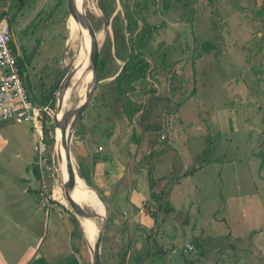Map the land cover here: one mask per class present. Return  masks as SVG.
Returning <instances> with one entry per match:
<instances>
[{
	"label": "rangeland",
	"instance_id": "374dc122",
	"mask_svg": "<svg viewBox=\"0 0 264 264\" xmlns=\"http://www.w3.org/2000/svg\"><path fill=\"white\" fill-rule=\"evenodd\" d=\"M21 3L17 8L18 0H0V8L6 10L8 17L14 15L11 21L12 48L18 51L27 86L40 102L44 88L40 89L36 80L40 78L47 87L49 81L59 75L62 65L65 66L63 61L67 63L68 54L75 49V40L73 43L68 41L69 15L65 0H22ZM100 5L106 8L107 17ZM83 8L100 41L98 58L103 51L106 64L96 75V84L73 129L78 126L75 138L80 140L86 129L95 125L91 128L96 132L95 139L104 144L105 150L110 147L104 131L110 130L113 142L118 141L115 144L123 153L129 146L133 148L130 142L145 136L155 146L163 144V148H168L164 142L167 129L164 130L161 123V110L197 109L201 122L197 126L200 132L204 130L203 138L208 140L210 137L209 140L217 141L216 145L219 143L213 149L217 154L214 157L219 155L220 162L225 156V161L229 162L224 176L232 175L230 162L236 163L240 173L244 168L249 171L248 166L254 165L250 160L256 155L259 156L257 171L261 164L264 173V112L261 110L264 109V0H183L167 13L162 11L159 0H84ZM127 11L135 13V27L131 34L125 30ZM178 15H182V19ZM112 22H116V28L112 27ZM140 26L147 35L136 49H140L150 63L153 59L160 60L161 52L165 50L167 62L161 61L163 68L157 80L147 75L149 83H144L134 92L135 98L142 103L131 121L121 111L124 100L116 92L112 80L122 62L115 54L114 45L124 54V45L134 38ZM205 40L210 42L207 50L203 47ZM201 77L211 80V84L222 78L233 83L242 81L246 93L241 97L237 95V89H232L225 97L223 91L218 90L221 101L211 99V102L201 100L200 103L203 93L189 100ZM85 80L89 86L90 78ZM179 82L183 94L177 106L173 102V92ZM107 117L115 123L110 124ZM203 117L205 120L209 117L211 124L205 126ZM33 127L29 120L0 121V245L8 256H11V247L20 249L19 244L22 246L19 233H14L13 227L4 221L6 214L10 218L8 223L11 219L25 218L17 216L19 204L25 201L37 204L43 196L47 197V202L60 203L64 210H69L59 197L58 189L62 185L53 144L47 153L51 169L39 170L37 179L31 172V163L37 155V136ZM53 132H48L46 137L53 136ZM135 132L140 135L137 139L134 138ZM198 138L193 140L198 141ZM71 146L73 164L77 169V155ZM210 153L208 155L213 157ZM173 160L177 161L178 157L172 158V163ZM253 172L252 168L249 174L255 178L244 183L238 193L233 188L216 199L214 209L207 207L209 201L203 203L204 207L201 203L179 205L178 209L188 213L189 219H178V225L172 219L173 226L168 225L167 228L164 225L163 229L161 224L165 215L159 212L154 216L149 214L152 224L146 230L143 227L133 230L138 238L132 240L131 245L138 247L142 243L143 248V234L155 230L150 245L154 249L148 250V255L138 264H200L188 260L200 254L197 240L202 243V248L209 250V260L214 259L217 264H264V180L258 179ZM159 182L161 185L164 183L163 180ZM161 185L154 186L156 193ZM26 187H32L37 193H31ZM84 208L90 210L88 206ZM182 212L180 215L184 217ZM168 216L174 217L172 214ZM113 233L107 230V238L102 239L100 259L102 252L106 253L115 243ZM8 238H11V243L7 242ZM184 242L193 245L191 252H180ZM160 249L164 251H156ZM85 250L89 256L88 249ZM140 253L139 249L136 255Z\"/></svg>",
	"mask_w": 264,
	"mask_h": 264
},
{
	"label": "crops",
	"instance_id": "0c3cea01",
	"mask_svg": "<svg viewBox=\"0 0 264 264\" xmlns=\"http://www.w3.org/2000/svg\"><path fill=\"white\" fill-rule=\"evenodd\" d=\"M238 76L240 78V73ZM210 82L212 81L208 80V78L204 79L201 77L199 86L188 99L193 100L195 95L203 93L204 95H201L202 98L199 99V102L201 103V100H203L204 103H208V101L211 102V99L221 101L222 97L217 94L218 90H222L225 97L232 89H237V95L241 97H244V93H246V87L242 81L233 83L228 82L226 78H222L221 80H216V83L213 82L211 84ZM177 85L173 92V102L178 106L182 101L183 93L180 82ZM197 90H201V92L197 93ZM203 96L205 99H203ZM261 110L264 112V109ZM160 114H162L161 123L164 126L163 129H167V132H164L166 135L164 142L168 148L164 147L158 152H152L151 157L146 156V158H143V155L148 150H156L158 147L147 136H145L147 139L141 137L136 142H130L133 143V148L129 146L125 153L120 152V148L115 144L118 141L113 142L111 130L110 132L104 131L109 139L110 147V149L105 150L104 144L95 139L97 138L96 132L91 129L95 125L87 128L80 140L77 137L75 138L76 132L74 133V131L71 138V147L75 155H77L76 161L81 162L83 167L88 170L91 186L101 196L107 215L113 216L111 224H120L124 220L128 224L130 236L129 254L132 261L139 258L142 253L144 254L148 250L154 249L150 245L146 246V242H143V248H141L142 243L138 247L132 246L131 241L138 238L133 233V230H137L139 227H143L145 230L149 229L153 222L149 214L155 204L151 192H155L154 186L161 185V182L158 183V181L163 180L165 183L172 166L180 174L194 160L202 158L204 161V164L196 170L179 175L170 184L168 198L174 209V212L170 213V215L172 214L174 217L168 216L169 214L164 216V223L162 222L161 224L163 229H165V226L168 228V225L173 226L172 219L176 220L177 225L179 224L178 219H189L188 213L178 209L181 204L192 205L201 203L203 205L204 202L207 203L209 201L207 207L214 209L216 207L214 205L216 199L219 200L222 194H226L225 192H229L233 188L235 193H238L244 183L249 179L255 178V176L249 174V172H252V168L254 170L253 173L256 172L258 179L264 180L263 166L261 164H259L257 171L258 155H254L255 158L250 160L254 165L248 166L249 171L244 168L243 172L240 173L236 169V163L230 162L232 175L224 176L225 166L229 162L225 161V156L221 158L220 162H218L219 155L214 157L217 154L214 153L215 150L213 149L219 143L216 145L217 141L209 140L210 137L208 140L203 138L204 130L200 132L197 126L201 124L197 109H162ZM203 119L205 126L211 124L209 117L207 120L204 117ZM100 122L101 126H103L104 123L101 119ZM109 123L113 125L115 122L110 119ZM102 128L104 130V127ZM77 129L78 126L76 127ZM189 130L192 132H187ZM194 137H199L198 141H194ZM98 146H100L99 149L97 148ZM208 153L213 157H210ZM170 154H172L171 159ZM175 156L178 157V160H173L172 163V158H175ZM176 165L177 167H175ZM147 166L151 167L152 178L155 180V184L151 186L148 181ZM26 190H29L28 187H26ZM21 191H23V188ZM222 206L223 204L221 208ZM139 207L142 208V211H138ZM18 209L17 216H24L23 221L21 219H15L14 221L11 219V222L8 223V214H6L7 218L5 217L4 221L7 220L6 225L13 227L14 233H19L22 238V246L19 244L20 249L15 248V246L11 247V256H8L0 245V264H88L89 258L86 255L85 249L87 247L83 236L79 240L71 236L72 219L69 212L64 210L60 203L48 201L40 205L39 202L36 204L25 201L19 204ZM146 210H149L147 211L148 213ZM180 212L185 214V216L182 217ZM7 242L11 243V238H8ZM139 249L141 253L136 255Z\"/></svg>",
	"mask_w": 264,
	"mask_h": 264
},
{
	"label": "trees",
	"instance_id": "16d2710c",
	"mask_svg": "<svg viewBox=\"0 0 264 264\" xmlns=\"http://www.w3.org/2000/svg\"><path fill=\"white\" fill-rule=\"evenodd\" d=\"M22 0H18V6L17 8L21 7V3ZM183 0H159L160 3V7L162 9V11L164 13H167L168 11L171 12V10L173 9L174 6H177L179 3H182ZM4 3V2H3ZM2 3V4H3ZM1 6V5H0ZM101 10L104 12V14L108 15L106 8L103 7L102 5H100ZM6 10L0 8V16L1 14L5 13ZM133 12H128L125 13V19H126V23H125V30L128 31L129 34H131L134 30L135 27V20L133 18ZM179 16V15H178ZM182 16V15H181ZM181 16H179L181 18ZM14 15L11 14L8 18L9 22L11 23L12 19H13ZM182 19V18H181ZM112 27L116 28L117 24L116 22H112ZM114 34V42H117V37L115 35V32L113 31ZM147 35V32L142 29V26H140L138 28V30L135 32L134 34V38L131 39V41H129V43H126L124 45V54L121 53V50L118 48V46L114 45V51L116 56L122 61L121 64L119 65L118 70L116 71V73L113 75L112 80L114 82V84L116 85V92L120 95V98L124 100V102L121 104V111L127 115L129 120H133V118L135 117V113L140 109V102L139 99H136L134 92L137 90L138 87H140L141 85H143L144 83L147 84L148 77L147 75H149V77L153 80H157L159 77V71L163 68V65L161 63V61L167 62L166 60V51L161 52V59L157 60V59H153L152 62L150 63L147 59V57L144 55V53L139 49L137 50L136 47L139 46V42H142L145 37ZM115 42V43H116ZM10 45L12 47V43L13 41L10 39ZM203 47L205 50L209 49L210 47V42L209 41H203ZM13 49V48H12ZM15 51V50H13ZM148 55L150 56V54L148 53ZM16 63L17 65L20 67L21 65V60L16 57ZM103 64H106V59H105V55L103 53V51H101V54L97 60L96 63V69H95V74L98 75L100 74ZM39 78L38 80H36V83L38 84V87L40 89L44 88V94L42 96V100L40 102H42L43 100L46 99L49 90L52 86V79L51 82L49 81L47 87L44 86L43 81ZM149 83V82H148ZM146 88V87H145ZM144 88V89H145ZM119 98V99H120ZM120 99V101H121ZM39 102V101H38ZM142 103V102H141ZM47 107L51 109L52 107V101H49L47 104ZM41 113H42V131L44 134V138L46 141V145L47 148H52V144H53V136L49 135L48 137H46L48 132H51L53 130V124L51 121V116L50 113L44 109H41ZM77 130H74V133ZM138 134L134 135V138L137 139L138 138ZM163 147H158L156 150H148L144 155L143 158H146V156L151 157L152 156V152L155 151H160L162 150ZM153 150V151H152ZM49 149L47 150L48 153ZM204 164L203 160H194L192 162V164L183 172H181L180 174H178L177 171H175L173 168L169 170L168 173V177L164 183V185H161V187H159L157 193L156 192H151V196L153 198H155V204H154V208L151 209L150 211V215L154 216L157 212L162 213L164 215H168L172 212H174V209L169 201L168 198V189L170 188V184H172L176 178L179 175L182 174H186V173H190L194 170H196L198 167H200L201 165ZM76 165H77V171L80 175L83 176V178L85 179V181L91 184V179H90V175L88 170L83 167L82 163L79 161H76ZM39 166L35 163V159L34 161L31 163V172L34 175V177L37 179L39 176ZM146 171H147V175H148V181L150 182V186L154 185V179L152 178V170L151 167L147 166L146 167ZM32 187H28L29 191L31 193H37V191H35L34 189H31ZM69 211V210H68ZM69 215L71 216L72 219V230H71V236L75 237L76 239H82V231H81V227L78 223V221L75 219V217L73 216V214L71 212H69ZM113 219V216L107 215L106 212V216H105V222H104V231H103V239L107 238V230L110 232H113V235L115 236V243L110 245V248L105 251L102 252V257H101V264H138L140 263L143 258L146 256L147 252H145L143 255H141L139 258H136L135 260H130V236H129V230H128V224L127 222L124 220L122 221L120 224H116L113 225L111 224ZM108 227V228H107ZM112 230V231H111ZM155 230H153L152 232H145L143 237L145 238V244L147 245H151V243L153 242V236ZM197 239V238H196ZM209 240V239H208ZM212 241V240H211ZM211 244V242H209ZM202 243H199L197 240V245L199 247V255L193 256L191 258H189L188 260L190 262H200V264H217L215 262L214 259H212V261L209 260L208 257V249L207 248H202L201 246ZM211 246H213V244H211ZM158 252H161L162 250H156ZM164 251V250H163ZM162 251V252H163ZM214 258V256H213ZM232 264V263H231ZM233 264H238L237 262L233 263Z\"/></svg>",
	"mask_w": 264,
	"mask_h": 264
},
{
	"label": "water",
	"instance_id": "95a60500",
	"mask_svg": "<svg viewBox=\"0 0 264 264\" xmlns=\"http://www.w3.org/2000/svg\"><path fill=\"white\" fill-rule=\"evenodd\" d=\"M84 6V0L80 1L79 4H76L75 0H65V8L67 15H70L74 21L79 22L80 24L84 25L86 27L89 40L93 43L94 47L93 50L90 51L87 54V57L84 58V56L78 55V49H74L73 52L69 53L67 56V63L65 66L62 65V71L57 75L55 78H53L52 86L49 90V93L45 100L42 102H38L32 95V92L30 88L26 84V92L29 98L33 101L34 104L38 105L40 108L45 109L50 113L51 121L53 124V150L55 152L56 156V162L59 169L60 174V165L58 162H60L61 156L60 151L57 147L55 149V143H56V135L55 130L58 129L59 136H58V142L60 146L63 149V156H64V171H65V178L63 180L60 179L61 185H62V193L64 196V199L66 201V204L69 207L70 212L73 214L75 219L78 221L82 236L85 241L86 247L89 251V260L88 264H101L100 259V247H101V241L103 239V228H104V222H105V213H106V207L105 204L101 198V196L98 194V192L90 185L88 184L82 175H80L75 168L73 164V158L70 152V146H71V138L73 129L75 128L76 122L80 116V113L87 102V100L82 103L79 106L78 109V117L75 122V124L72 126V121L70 119L72 110L75 105V99H76V90H72L74 85L80 84L83 80V77L88 73H93L95 79V69H96V63L97 58L99 54V47H100V41L98 40V35L95 32L92 24L90 23L89 19L87 18V15L85 13V10L83 8ZM68 26V25H67ZM72 29L69 28L68 30V41L70 40V43H73L75 40L74 33ZM23 80L25 81V72L22 73ZM97 81V79H96ZM94 84L88 89V95L92 93V89L94 87ZM67 92V100L64 103L63 98L61 97V92ZM88 96V97H89ZM49 101H52V108H55L59 115L57 118H54L52 115V108H48L47 104ZM61 175V174H60ZM78 176L84 180V182L92 187V189L95 191L96 197L99 199L102 205V212L98 213L95 209L90 207V210H86L84 206L76 200L71 195V190L75 185V177ZM95 216L100 217V222L97 226L94 239L92 241V244L89 246L86 239L85 234L83 231V228L80 223V218H86V219H93Z\"/></svg>",
	"mask_w": 264,
	"mask_h": 264
},
{
	"label": "built area",
	"instance_id": "2783aa9c",
	"mask_svg": "<svg viewBox=\"0 0 264 264\" xmlns=\"http://www.w3.org/2000/svg\"><path fill=\"white\" fill-rule=\"evenodd\" d=\"M6 13L0 16V121L6 119L29 120L36 132L37 155L35 163L42 168L51 169L48 164L47 145L42 131V113L38 105L34 104L26 92V82L23 80L20 67L16 63L17 52L10 45L12 40V26ZM45 110V109H44ZM160 138L163 134L160 133ZM98 149L100 146L97 147ZM47 203V197L39 198V204ZM138 211H142L139 207ZM193 245L184 242L180 246L183 254L191 252Z\"/></svg>",
	"mask_w": 264,
	"mask_h": 264
},
{
	"label": "bare ground",
	"instance_id": "6f19581e",
	"mask_svg": "<svg viewBox=\"0 0 264 264\" xmlns=\"http://www.w3.org/2000/svg\"><path fill=\"white\" fill-rule=\"evenodd\" d=\"M76 4H79V2L81 0H75ZM83 1V0H82ZM95 2V1H94ZM87 9V8H86ZM68 30L69 28L72 29L73 33H74V37H75V49H78V55L80 56H84V58L87 57V54L93 50V43L89 40V36L86 30V27L82 24H80L77 21H74L72 19V17L69 15L68 16ZM71 31V33H72ZM66 55V54H65ZM63 64L66 65V63ZM90 78L91 84L88 86L86 83L87 78ZM94 82H96V79L93 75V73L88 72L84 77L83 80L81 81L80 84H76L73 87V91L76 90V99H75V105L74 108L72 110L70 119L72 121V126L75 124L77 117H78V109L79 106L84 103L87 99H88V89L94 84ZM67 92H61V97L63 98V102H66V98H67ZM52 115L54 118H57V116L59 115V112L53 108L52 111ZM55 135H56V143H55V149H59L60 151V162H58V164L60 165V177L61 180H63L65 178V171H64V156H63V149L60 146L59 142H58V136H59V132L58 129L55 130ZM57 149V150H58ZM59 197L60 200L63 204H66V201L64 199L63 193H62V187H59ZM71 195L72 197H74L76 200H78L84 207L88 206V207H92L93 209H95L98 213L102 212V205L101 202L99 201V199L96 197L95 195V191L92 189V187H90L89 185H87L84 180L78 176L75 177V185L71 190ZM53 196V195H52ZM54 197V196H53ZM100 222V217L99 216H95L93 219H86V218H80V223L81 226L83 228L84 234H85V239L88 243V245L90 246L92 244V241L94 239L95 236V232L97 229V226ZM91 233V236H90Z\"/></svg>",
	"mask_w": 264,
	"mask_h": 264
},
{
	"label": "flooded vegetation",
	"instance_id": "af4514ba",
	"mask_svg": "<svg viewBox=\"0 0 264 264\" xmlns=\"http://www.w3.org/2000/svg\"><path fill=\"white\" fill-rule=\"evenodd\" d=\"M20 71H21V73H23V71L25 72V70H23L21 65H20ZM25 82H26V78H25Z\"/></svg>",
	"mask_w": 264,
	"mask_h": 264
}]
</instances>
